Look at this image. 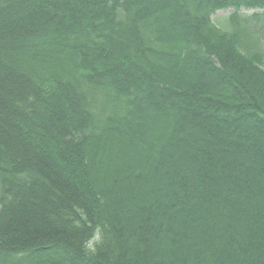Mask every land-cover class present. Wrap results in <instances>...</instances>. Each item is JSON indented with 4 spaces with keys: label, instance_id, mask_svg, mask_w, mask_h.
I'll return each instance as SVG.
<instances>
[{
    "label": "trees",
    "instance_id": "obj_1",
    "mask_svg": "<svg viewBox=\"0 0 264 264\" xmlns=\"http://www.w3.org/2000/svg\"><path fill=\"white\" fill-rule=\"evenodd\" d=\"M261 40L264 0H0V264H264Z\"/></svg>",
    "mask_w": 264,
    "mask_h": 264
},
{
    "label": "rangeland",
    "instance_id": "obj_2",
    "mask_svg": "<svg viewBox=\"0 0 264 264\" xmlns=\"http://www.w3.org/2000/svg\"><path fill=\"white\" fill-rule=\"evenodd\" d=\"M231 11H224V12H218L216 13L212 20L215 26H217L219 29H222L224 31H231L233 29V25L229 21V15ZM251 12L242 11L243 15H246ZM248 26L253 31V23L252 21L248 24ZM259 45L262 47V50L264 51V40L259 41Z\"/></svg>",
    "mask_w": 264,
    "mask_h": 264
}]
</instances>
